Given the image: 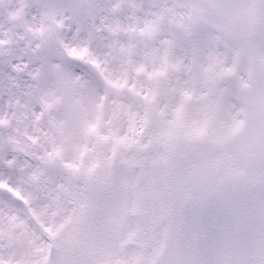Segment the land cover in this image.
Returning a JSON list of instances; mask_svg holds the SVG:
<instances>
[{"label":"snow or ice","instance_id":"1","mask_svg":"<svg viewBox=\"0 0 264 264\" xmlns=\"http://www.w3.org/2000/svg\"><path fill=\"white\" fill-rule=\"evenodd\" d=\"M0 264H264V0H0Z\"/></svg>","mask_w":264,"mask_h":264}]
</instances>
